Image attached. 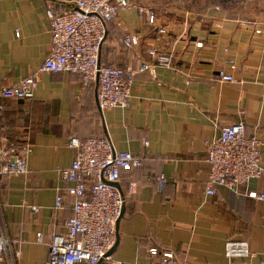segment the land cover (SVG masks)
<instances>
[{
	"label": "crops",
	"instance_id": "0c3cea01",
	"mask_svg": "<svg viewBox=\"0 0 264 264\" xmlns=\"http://www.w3.org/2000/svg\"><path fill=\"white\" fill-rule=\"evenodd\" d=\"M75 1L0 0V92L49 55L47 9L74 11ZM140 7L154 10L153 26L139 17ZM255 29L264 31V18L246 19L215 0H136L109 24L100 58L102 65L135 74L129 109L101 112L98 85L85 87L67 72L42 74L32 100H1V142L19 152L32 145L28 173L0 178L3 220L20 251L17 264H48L51 238L67 233L75 198L65 191L61 207L57 198L67 185L61 171L76 156L68 145L73 136H107L117 151L144 158L139 169L121 171L125 200L116 260L150 264L149 249L156 247L174 252L179 263L264 264V200L249 198L252 191L264 195V177L235 191L221 187L214 196L205 191L209 146L222 127L240 119L261 141L264 168V39ZM128 35H137L139 45L127 43ZM152 48L172 54L173 68L141 72L143 63H154ZM222 68L236 81H219ZM160 176L167 178L162 191ZM229 240L246 241L253 256L227 258Z\"/></svg>",
	"mask_w": 264,
	"mask_h": 264
},
{
	"label": "built area",
	"instance_id": "2783aa9c",
	"mask_svg": "<svg viewBox=\"0 0 264 264\" xmlns=\"http://www.w3.org/2000/svg\"><path fill=\"white\" fill-rule=\"evenodd\" d=\"M136 0H76V10L56 13L47 9L50 22L51 50L43 64L20 82L4 87L1 100H32L44 73H71L80 78L88 87L98 85V105L101 112L131 107L132 87L135 74L119 67L101 64V52L105 43L108 26L122 10L132 7ZM219 11L221 8H214ZM139 17L153 26L156 15L153 9L139 8ZM246 26L256 25L244 22ZM219 27V25H217ZM165 34L164 29L160 30ZM255 34L264 39V31L255 29ZM19 35V32H17ZM125 41L138 46L137 35H128ZM202 43H197L201 48ZM154 63H143L141 72H152L158 67L173 68L174 56L157 49L148 50ZM233 69L237 66L233 65ZM221 82L233 83L235 78L224 68L217 73ZM244 114V112H243ZM68 145L76 156L71 166L61 171L67 184L57 198V206L63 204L65 191L75 198L74 217L66 223L67 233L55 235L49 243L48 264H131L116 260L113 250L117 244V225L122 216L125 195L118 187L121 171L132 172L139 169L144 161L130 152L115 149L112 140L103 136L82 140L78 136L69 139ZM145 147L149 142H144ZM22 152L5 146L0 140V178L21 177L28 173V160L32 145L26 144ZM207 163L209 178L205 184L208 196H214L221 187L235 191L240 185H248L252 180L264 177L262 166V144L255 135L247 134L244 119L232 126L222 127L218 136L209 146ZM167 182L165 176L157 179L158 190L162 191ZM134 191L131 186L129 193ZM88 195V197H87ZM249 198L264 200V195L255 191ZM0 202V264H17L20 251L17 242L7 234ZM42 239V234H38ZM149 254L155 258L150 264H188L179 263L172 251L160 252L151 247ZM227 258L249 260L253 255L246 241L229 240L226 243Z\"/></svg>",
	"mask_w": 264,
	"mask_h": 264
},
{
	"label": "rangeland",
	"instance_id": "374dc122",
	"mask_svg": "<svg viewBox=\"0 0 264 264\" xmlns=\"http://www.w3.org/2000/svg\"><path fill=\"white\" fill-rule=\"evenodd\" d=\"M148 1L156 5L160 3V0ZM215 3L221 7H229L233 11H239L246 19L264 18V0H215Z\"/></svg>",
	"mask_w": 264,
	"mask_h": 264
},
{
	"label": "trees",
	"instance_id": "16d2710c",
	"mask_svg": "<svg viewBox=\"0 0 264 264\" xmlns=\"http://www.w3.org/2000/svg\"><path fill=\"white\" fill-rule=\"evenodd\" d=\"M110 23H111V22H110ZM110 23H109V24H110ZM104 66H105V65H104ZM107 67H112V66H107ZM87 197H88V195H87Z\"/></svg>",
	"mask_w": 264,
	"mask_h": 264
},
{
	"label": "water",
	"instance_id": "95a60500",
	"mask_svg": "<svg viewBox=\"0 0 264 264\" xmlns=\"http://www.w3.org/2000/svg\"><path fill=\"white\" fill-rule=\"evenodd\" d=\"M122 215H123V212H122Z\"/></svg>",
	"mask_w": 264,
	"mask_h": 264
}]
</instances>
